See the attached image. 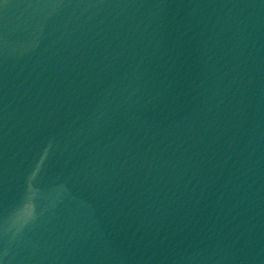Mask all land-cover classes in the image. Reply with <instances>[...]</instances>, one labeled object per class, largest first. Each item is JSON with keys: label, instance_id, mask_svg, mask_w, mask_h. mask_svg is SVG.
<instances>
[{"label": "clouds", "instance_id": "1", "mask_svg": "<svg viewBox=\"0 0 264 264\" xmlns=\"http://www.w3.org/2000/svg\"><path fill=\"white\" fill-rule=\"evenodd\" d=\"M29 207H33L32 205H29Z\"/></svg>", "mask_w": 264, "mask_h": 264}]
</instances>
